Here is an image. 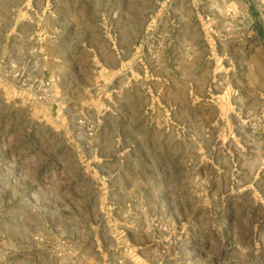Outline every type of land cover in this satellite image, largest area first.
I'll use <instances>...</instances> for the list:
<instances>
[{
	"label": "rangeland",
	"instance_id": "374dc122",
	"mask_svg": "<svg viewBox=\"0 0 264 264\" xmlns=\"http://www.w3.org/2000/svg\"><path fill=\"white\" fill-rule=\"evenodd\" d=\"M30 1L0 0V264H264V0H90L78 32Z\"/></svg>",
	"mask_w": 264,
	"mask_h": 264
},
{
	"label": "crops",
	"instance_id": "0c3cea01",
	"mask_svg": "<svg viewBox=\"0 0 264 264\" xmlns=\"http://www.w3.org/2000/svg\"><path fill=\"white\" fill-rule=\"evenodd\" d=\"M33 2L34 6H30L27 7V10L28 12L26 14H31L30 16H39L41 14L44 13V2L43 0L40 1V0H36V1H30L29 4ZM68 2V9H69V16L72 17V16H75V17H78L79 18V22L75 23L74 26L73 25H69V30L70 31H75V32H78V31H90L89 30V26H87L88 24V17L90 16V13H89V8H87V4H90V0H67ZM35 7V8H34ZM60 4H58V6L56 5V3L53 5V9H54V14H58L60 15V12H57L55 11L56 8L57 9H60ZM123 7V6H122ZM31 8V9H30ZM0 9H1V5H0ZM119 10V9H118ZM122 10V9H120ZM122 12V11H121ZM0 16L2 17V11L0 12ZM115 16H118V11L115 12ZM78 24V25H77ZM114 24L113 23H109V22H106L104 21L103 24L98 22L95 26V30L97 31H104V32H108V33H112V32H115L114 29H116L115 26H113ZM3 26L0 25V34L2 35L5 31H3ZM11 36V35H10ZM109 39V42H108V46L111 47V48H120L121 47V43H120V40L118 38L115 37V39L112 37V35L108 37ZM92 44H88V45H84V47H91ZM97 46V45H96ZM80 67V63H78L77 65V68L79 69ZM108 72H111V71H114L115 67L112 68H108Z\"/></svg>",
	"mask_w": 264,
	"mask_h": 264
}]
</instances>
